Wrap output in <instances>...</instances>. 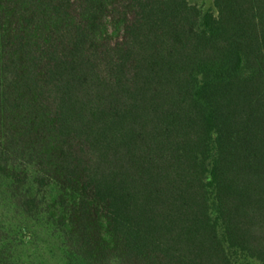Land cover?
I'll use <instances>...</instances> for the list:
<instances>
[{"label": "trees", "instance_id": "16d2710c", "mask_svg": "<svg viewBox=\"0 0 264 264\" xmlns=\"http://www.w3.org/2000/svg\"><path fill=\"white\" fill-rule=\"evenodd\" d=\"M198 1L0 0V264H264V0Z\"/></svg>", "mask_w": 264, "mask_h": 264}, {"label": "rangeland", "instance_id": "374dc122", "mask_svg": "<svg viewBox=\"0 0 264 264\" xmlns=\"http://www.w3.org/2000/svg\"><path fill=\"white\" fill-rule=\"evenodd\" d=\"M199 6L204 10L208 11L213 8L212 0H199ZM3 222L9 225L8 218L3 219ZM16 229V224L13 226ZM7 229L8 227L5 226ZM44 236V235H43ZM47 237V236H46ZM44 236V239L46 238ZM45 241V242H44ZM46 241H51L50 239L46 240H28L23 239L22 237L17 240H11V242L15 257L16 264H60L58 256L54 254L53 248L49 246V243ZM234 260L236 264H262L255 260H246L241 256L234 255Z\"/></svg>", "mask_w": 264, "mask_h": 264}]
</instances>
